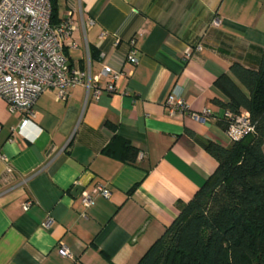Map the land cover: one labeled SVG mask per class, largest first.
<instances>
[{
	"label": "crops",
	"instance_id": "1",
	"mask_svg": "<svg viewBox=\"0 0 264 264\" xmlns=\"http://www.w3.org/2000/svg\"><path fill=\"white\" fill-rule=\"evenodd\" d=\"M56 1L59 19L71 11L76 25L68 64L89 66L101 84L103 64L122 74L98 99L81 86L64 100L42 92L24 136L11 133L20 120L0 97V264H136L216 169L204 145L235 137L219 124L225 110L214 99L225 96L215 80L234 62L257 68L264 0ZM169 93L210 115L170 116ZM113 141L118 152L124 141L136 148L135 161L107 153ZM87 181L110 197L84 207L74 188ZM60 242L70 257L58 254Z\"/></svg>",
	"mask_w": 264,
	"mask_h": 264
},
{
	"label": "trees",
	"instance_id": "2",
	"mask_svg": "<svg viewBox=\"0 0 264 264\" xmlns=\"http://www.w3.org/2000/svg\"><path fill=\"white\" fill-rule=\"evenodd\" d=\"M50 1L51 22L57 23L58 2ZM228 68L215 80L225 99L214 102L225 113L245 114L253 130L227 146L204 145L216 169L177 204L175 219L136 264H264V49L257 68L236 62ZM219 124L228 130L225 115ZM114 141L105 151L133 163L138 150L124 141L118 152Z\"/></svg>",
	"mask_w": 264,
	"mask_h": 264
},
{
	"label": "built area",
	"instance_id": "3",
	"mask_svg": "<svg viewBox=\"0 0 264 264\" xmlns=\"http://www.w3.org/2000/svg\"><path fill=\"white\" fill-rule=\"evenodd\" d=\"M51 11L50 0H0V97L10 113L20 120L16 128H11V133L23 135L27 124L33 123L36 99L42 92L51 89L58 100H64L71 88L81 86L85 89V98L98 99L113 92V84L122 74L103 64L101 73L108 76V81L101 84L99 76L91 74L89 66L83 70L70 66L64 49L77 46L72 37L76 29L72 13L69 11L57 23H52ZM82 22L85 29L93 19L87 18ZM131 43H135L133 39ZM126 58L132 65L138 62L134 49ZM164 105L170 116L186 113L194 119L205 120L210 115L207 109L200 113L190 112L184 99L176 93L167 94ZM224 115L229 121L228 131L236 138L253 130L245 114L226 112ZM141 156L139 154L138 157ZM0 159L7 160L1 154ZM110 194L106 186L97 184L90 190L83 189L79 196L82 205L89 207L97 196L109 198ZM30 203H23V209H27ZM51 221L48 218L44 224ZM57 246L61 257L71 256L65 244L60 242Z\"/></svg>",
	"mask_w": 264,
	"mask_h": 264
},
{
	"label": "water",
	"instance_id": "4",
	"mask_svg": "<svg viewBox=\"0 0 264 264\" xmlns=\"http://www.w3.org/2000/svg\"><path fill=\"white\" fill-rule=\"evenodd\" d=\"M87 183H89V181H87L83 185L75 186V188H74L75 194H79L84 189V187L87 185Z\"/></svg>",
	"mask_w": 264,
	"mask_h": 264
}]
</instances>
